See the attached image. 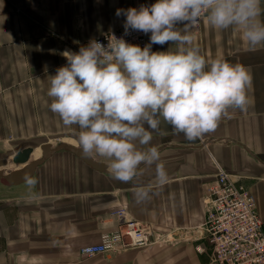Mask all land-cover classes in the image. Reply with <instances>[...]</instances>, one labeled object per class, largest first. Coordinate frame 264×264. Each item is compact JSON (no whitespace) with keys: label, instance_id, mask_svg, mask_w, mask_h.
<instances>
[{"label":"crops","instance_id":"crops-1","mask_svg":"<svg viewBox=\"0 0 264 264\" xmlns=\"http://www.w3.org/2000/svg\"><path fill=\"white\" fill-rule=\"evenodd\" d=\"M154 2L0 0V152L13 151L0 159L12 161L19 151L39 152L48 143L80 147L79 126L65 125L50 109L49 76L67 63L65 49L120 31L125 17L116 15L118 8ZM169 43L153 44V51L166 50ZM189 46L209 60L223 56L248 68L247 106L229 108L214 130L194 140L161 117L158 128L149 129V144L137 143L157 147L160 161L142 165L129 181L111 174L107 157L91 153L108 165L100 172L63 150L28 181L0 183V264H209L202 228L220 170L254 195L264 221V45L250 47L238 26L217 28L204 17ZM159 162L167 172L164 183L156 174ZM141 187L147 190L143 198L136 194ZM119 210L149 226L159 241L143 249L84 256V247L121 231ZM200 246L204 253L198 252Z\"/></svg>","mask_w":264,"mask_h":264},{"label":"clouds","instance_id":"clouds-1","mask_svg":"<svg viewBox=\"0 0 264 264\" xmlns=\"http://www.w3.org/2000/svg\"><path fill=\"white\" fill-rule=\"evenodd\" d=\"M116 15L125 17V35L150 33L149 42L141 47L111 33L107 45L92 38L78 51L65 49L67 63L49 76L47 95L65 125L79 126L82 151L109 158L111 174L129 181L142 165L160 161L157 147L137 143L149 144L161 117L194 140L229 108L247 106L248 68L223 56L209 60L189 45L201 17L221 29L238 26L250 47L264 45V0H155ZM156 174L159 183L167 180L163 162ZM136 194L143 198L147 190Z\"/></svg>","mask_w":264,"mask_h":264},{"label":"built area","instance_id":"built-area-1","mask_svg":"<svg viewBox=\"0 0 264 264\" xmlns=\"http://www.w3.org/2000/svg\"><path fill=\"white\" fill-rule=\"evenodd\" d=\"M203 18L196 29L200 28ZM113 33L141 47L148 42L150 35L135 30L125 35L124 26ZM110 34L97 40L107 45ZM116 216L122 221L121 231L106 235L100 244L84 247L81 250L84 256L95 257L121 250L143 249L159 241L157 238L153 240L149 226L128 220L125 210L117 211ZM202 229V238L210 247L209 264H264V221L256 199L224 170H220L217 184L211 189L206 222ZM197 249L200 253L206 251L201 246Z\"/></svg>","mask_w":264,"mask_h":264},{"label":"water","instance_id":"water-1","mask_svg":"<svg viewBox=\"0 0 264 264\" xmlns=\"http://www.w3.org/2000/svg\"><path fill=\"white\" fill-rule=\"evenodd\" d=\"M40 148L42 150V155L33 161L31 160V157L35 152V149L31 147L19 151L14 155L12 158V164L15 166H23L21 169H15L8 172L5 168L9 166L10 160L0 159V183L4 186H17L28 181L34 176L37 167L42 165L57 152L63 150L75 154L97 171L106 172L108 169V165L94 160L91 154L84 153L81 147H75L66 143H61L60 145L54 147L52 144L48 143L42 145Z\"/></svg>","mask_w":264,"mask_h":264},{"label":"bare ground","instance_id":"bare-ground-1","mask_svg":"<svg viewBox=\"0 0 264 264\" xmlns=\"http://www.w3.org/2000/svg\"><path fill=\"white\" fill-rule=\"evenodd\" d=\"M34 154H35V156L33 157ZM41 155H42V150L39 151V152H34L32 154L31 158H32V160H35V159H38ZM22 167L23 166H15V165L12 164V161H10L9 166L7 168H5V169H6V171H13L15 169H21Z\"/></svg>","mask_w":264,"mask_h":264},{"label":"rangeland","instance_id":"rangeland-1","mask_svg":"<svg viewBox=\"0 0 264 264\" xmlns=\"http://www.w3.org/2000/svg\"><path fill=\"white\" fill-rule=\"evenodd\" d=\"M75 48H78V47H75ZM10 150L11 149H9L8 152L7 151L6 152H0V158H9L10 156H12L13 151H10Z\"/></svg>","mask_w":264,"mask_h":264}]
</instances>
